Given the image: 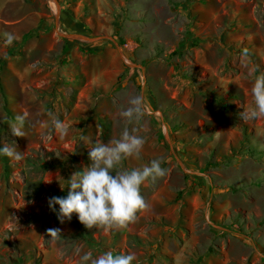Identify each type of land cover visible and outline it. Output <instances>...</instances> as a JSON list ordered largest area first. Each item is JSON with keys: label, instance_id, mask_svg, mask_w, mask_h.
<instances>
[{"label": "rangeland", "instance_id": "obj_1", "mask_svg": "<svg viewBox=\"0 0 264 264\" xmlns=\"http://www.w3.org/2000/svg\"><path fill=\"white\" fill-rule=\"evenodd\" d=\"M253 67L264 72V0H0V142L21 153L0 156V264H78L89 250L264 264V117L239 116ZM137 94L147 114L125 125ZM125 126L144 145L123 166L165 169L141 186L147 207L115 230L60 222L47 200L90 163L80 135L107 143Z\"/></svg>", "mask_w": 264, "mask_h": 264}, {"label": "clouds", "instance_id": "obj_2", "mask_svg": "<svg viewBox=\"0 0 264 264\" xmlns=\"http://www.w3.org/2000/svg\"><path fill=\"white\" fill-rule=\"evenodd\" d=\"M6 37L9 42L14 38L12 34H6ZM252 72L253 104L248 109L239 111L243 120L264 117V72H257L255 67ZM146 114V98L143 94L130 97L128 106L120 112L125 125L139 122ZM24 119L23 115L15 117L16 123L10 127L14 135H24ZM52 123L61 136L67 133L68 127L59 119L53 120ZM138 133L137 127L125 126L117 138L107 143L80 135L78 141H83L89 148L87 155L90 163L72 172L65 180L66 195H54L47 200L48 208L56 214L60 222L70 220L72 214H76V218L85 228L103 227L105 230H115L133 222L137 212L147 207L141 194V186L147 180L164 175L165 169L161 167L162 161L159 158L151 159L140 167L123 166L125 159L140 157L144 137ZM0 156L20 159L21 153L13 143L5 140L0 142ZM64 186H61L62 190ZM48 233L58 238L60 229H48ZM76 251L79 253L80 250ZM135 259L132 253L104 250L98 255H93L89 250L79 254L78 264H133Z\"/></svg>", "mask_w": 264, "mask_h": 264}, {"label": "crops", "instance_id": "obj_3", "mask_svg": "<svg viewBox=\"0 0 264 264\" xmlns=\"http://www.w3.org/2000/svg\"><path fill=\"white\" fill-rule=\"evenodd\" d=\"M264 124V123H263ZM258 134L260 135V136H264V125H262L261 127H259L258 128ZM213 194L215 195L216 193L215 192H213ZM215 203V202H214Z\"/></svg>", "mask_w": 264, "mask_h": 264}]
</instances>
